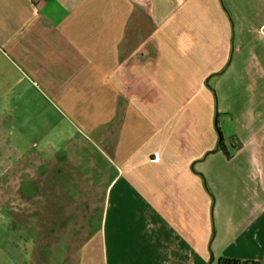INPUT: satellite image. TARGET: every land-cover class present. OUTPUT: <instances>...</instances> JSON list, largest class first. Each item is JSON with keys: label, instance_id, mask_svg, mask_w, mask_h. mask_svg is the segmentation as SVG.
<instances>
[{"label": "crops", "instance_id": "0c3cea01", "mask_svg": "<svg viewBox=\"0 0 264 264\" xmlns=\"http://www.w3.org/2000/svg\"><path fill=\"white\" fill-rule=\"evenodd\" d=\"M5 211L30 264H264V0H0Z\"/></svg>", "mask_w": 264, "mask_h": 264}, {"label": "rangeland", "instance_id": "374dc122", "mask_svg": "<svg viewBox=\"0 0 264 264\" xmlns=\"http://www.w3.org/2000/svg\"><path fill=\"white\" fill-rule=\"evenodd\" d=\"M256 42L258 43L259 40L256 39ZM235 43H233V48L235 49V51H237V47H238L239 54H241V56H243L244 52L247 51L246 50V44L248 43V41H245V45H243L244 41L240 38V43H239V45H237V47H236ZM215 79H217L216 76L212 79V82H211V86L214 88V90L211 89V87L208 84L207 85L209 86V90L212 93L213 97L216 98V100H217L216 112H217V117H218V119H217L218 127L222 130L223 137L227 138V136L229 134V132H228L229 128L226 127V125L224 123L226 111L221 107V105L224 102V97L221 94V92L219 91V89H221L223 87H227V86L229 88H231L230 83L232 81V78L231 77H224L222 85L220 87H217ZM231 128H233V127L231 126ZM95 142L97 145H93V149L98 153L100 151H103L101 148L102 144H100V142H98V141H95ZM210 155H212V154H210ZM204 185H205V188L207 189V191L210 194H212L205 182H204ZM46 189H47V186L45 185V190ZM73 189L74 188H72V190ZM35 191H36V189H35L34 185H26L25 183L22 184V189L20 190V192L24 195H29V193L33 194ZM39 197L44 198L45 196L42 195V193H40ZM78 207H80V206L78 205ZM78 207H76V209H74V210L76 211ZM7 217L8 216H7V213L5 211L3 213V217L0 218V264H16L17 262H15L14 256H17L18 258H20V260L22 261V264H30L29 257H30V252H31L32 240L35 237L36 233L38 236L40 235V233L36 232L34 230V228H32V227L26 228L22 234L13 232V230H10L7 227V221H8ZM84 221H86V220H84ZM59 222H60V218H54L53 219V222H52L53 229L59 231V228H60ZM99 223L100 222H98L97 230L99 229ZM54 225H55V227H54ZM89 227L93 231H95L96 230V221H95V223H94V221H90ZM63 236H64V234H63ZM76 238H77V240H81L82 237L78 236ZM76 238H74L72 240V242L75 241ZM46 253L51 255L50 250H47Z\"/></svg>", "mask_w": 264, "mask_h": 264}, {"label": "trees", "instance_id": "16d2710c", "mask_svg": "<svg viewBox=\"0 0 264 264\" xmlns=\"http://www.w3.org/2000/svg\"><path fill=\"white\" fill-rule=\"evenodd\" d=\"M216 130L218 132V136H219V143L217 145V150L221 149V151L223 152V154L226 156V158L228 160H230V156L229 154L226 152V148L225 145L223 144V133L220 131V129L216 126ZM216 151H213L211 153H207L206 155L209 156L210 154H213ZM218 264H263L261 262H256V261H250V260H245V261H240V260H235V259H224V258H218L217 259Z\"/></svg>", "mask_w": 264, "mask_h": 264}, {"label": "bare ground", "instance_id": "6f19581e", "mask_svg": "<svg viewBox=\"0 0 264 264\" xmlns=\"http://www.w3.org/2000/svg\"><path fill=\"white\" fill-rule=\"evenodd\" d=\"M51 255H52V252H51Z\"/></svg>", "mask_w": 264, "mask_h": 264}]
</instances>
